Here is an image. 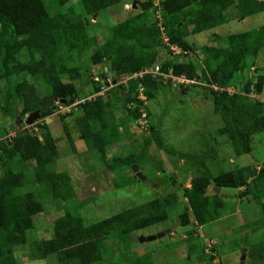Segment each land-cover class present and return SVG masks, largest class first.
<instances>
[{"label":"trees","instance_id":"obj_1","mask_svg":"<svg viewBox=\"0 0 264 264\" xmlns=\"http://www.w3.org/2000/svg\"><path fill=\"white\" fill-rule=\"evenodd\" d=\"M71 1L0 0V82L7 84L2 88V111L12 116L16 124V135L9 140L6 139L9 129L4 125L0 128V264H20L14 251V246L20 244L29 245L38 261L56 254L59 264L99 263L113 253L112 244L126 242L132 232L168 220L169 209L179 202L175 192H158L159 196L150 201L94 222L67 211L55 222L52 238L29 236V230L35 227L34 216L44 210L45 200L67 202L75 197L71 174L55 168L58 150L46 121L54 113L55 97L65 99L67 104L81 98L83 92L76 80L84 76L83 72H89L92 88L85 95L96 96L78 103V108L67 115H77L79 137L89 150L98 152L110 171H115L137 162L134 154H117L109 160L107 146L123 137L136 138L129 122L142 116L145 102L138 97L139 84L144 86L148 101L169 83L161 74H146L97 95L108 76L94 75L92 66L106 61L114 78L120 80L124 75L159 63L163 73L169 71L173 76H185L192 81L180 84L182 91L196 85L208 88L214 111L223 119L217 137H225L236 155L251 153L254 136L264 131V101L250 95L253 90L257 93L264 90V69L254 72L256 79L245 83L244 92L228 89L237 72L248 65V57L256 66L264 46V25L227 36L216 35L217 44L201 47L187 39L190 33L212 30L228 22L231 9L239 20L264 11V0H158V4L155 0H137L141 11L108 27L103 43L89 33L90 22L122 0ZM165 45L170 53L171 46L181 48L184 59L161 60L160 48ZM91 49L90 58L83 62L84 54ZM194 52L201 53L203 64L188 58ZM122 90L129 95L122 96ZM114 96L124 102L122 107L114 102ZM144 107L147 109L146 103ZM37 110L44 114V120L37 125L42 131L39 133L37 129L32 134L20 125L18 117L25 118ZM118 110L122 112L121 119L116 116ZM64 118L65 115L64 128L76 150L70 125ZM121 126L125 127L123 131ZM143 140L147 147L153 141L150 136H144ZM208 155L217 156V152ZM198 169L191 185L184 186L188 208L180 212L181 225L197 223L188 231L189 240L196 233L195 226L223 216L226 207L223 188L242 189V197L252 195L264 213V161L261 167L243 165L218 173L202 162ZM203 255L201 260L205 259ZM151 256L145 253L133 264H155Z\"/></svg>","mask_w":264,"mask_h":264},{"label":"rangeland","instance_id":"obj_2","mask_svg":"<svg viewBox=\"0 0 264 264\" xmlns=\"http://www.w3.org/2000/svg\"><path fill=\"white\" fill-rule=\"evenodd\" d=\"M135 1L136 8L133 7ZM72 2L74 0L70 3ZM141 8L137 0H122L120 4L110 7L100 15H95L90 22L89 33L103 43L107 39L108 27L127 18L130 14L141 11ZM229 13L231 18L228 22L212 30L190 33L187 39L201 47L206 44H217L216 35L227 36L259 29L264 25V11L243 20L238 19L235 10L231 9ZM164 41L168 43V38L165 37ZM160 49L161 60L184 59L179 50L170 53L167 45ZM90 54L92 49L84 54L83 62L88 61ZM188 58L203 64L200 52L198 54L194 52ZM248 60V65L237 72L233 78L228 88L230 91L244 92L245 83L251 78L256 79L254 72L258 73L264 69V46L259 58L256 59V66L250 57ZM91 69L94 75L106 73L109 81L115 80L114 72L106 61L92 66ZM83 73L84 76L76 80V83L83 92L79 99L85 101L86 98L93 97V95H85V91L92 88V81L89 72ZM6 85V82H0V128L4 125L5 118L2 111V88ZM214 87L217 88L216 85ZM106 93L107 91L104 92ZM211 94L208 88L197 85L189 87L185 93L179 83L163 85L158 89L155 97L147 101V109L144 107L145 104L142 105L146 116L142 113L137 121L129 122V129L136 138L123 137L107 146L109 160L117 154L122 156L134 154L137 162L133 164H138L148 179L159 185V188L163 190L162 194L177 193L179 202L169 209L168 220L132 232L126 242L122 240V243L113 242L114 245L111 243L113 253L99 263L93 264H133L145 253H151L155 264H241L245 253L247 256L245 264H264L263 209L254 201L252 195L242 197V189H222L226 200L223 216L207 224L195 226L197 230L196 233L194 232L193 239H188V231L197 223L189 226L178 223L180 212L188 208V201L183 191L184 186L191 185V179L202 162L208 164L212 172L218 173L243 165L257 164L261 167L264 161V131L254 136L253 151L242 155H236L234 147L225 140V137H217L216 132L222 126L223 119L214 111ZM250 95L264 101V90L261 93L253 90ZM113 100L121 107L124 104L119 98ZM54 107L56 110L47 117V122L50 124L58 150L55 168L67 170L71 174L72 193L75 197L74 200L67 202L61 199L45 200L44 210L34 216L35 227L29 230L30 237L52 238L55 222L67 211L81 214L87 222H94L159 196L160 191L154 184L149 185L136 177L132 169L133 164L110 171L98 152L87 148L85 142L79 137L80 132L77 131L75 123L77 115H67L73 109H77L78 104L70 107L57 101ZM147 111L150 112L149 115ZM63 115H65L64 121L70 125L73 140L77 146L76 150L64 128ZM116 116L121 119L122 112L118 110ZM152 127L157 132L155 136ZM124 128L121 126L120 131ZM8 129L7 140L16 135L14 128ZM41 131L42 129H38L39 133ZM144 136H150L153 140L148 147L143 140ZM211 151H216L217 156L208 155ZM174 224L178 225L170 234L152 241H141L142 236L157 234ZM14 251L20 264H59L56 254L49 255L43 261L36 260L29 245H16ZM203 253L205 259L201 260ZM211 255H214V258H211Z\"/></svg>","mask_w":264,"mask_h":264},{"label":"water","instance_id":"obj_3","mask_svg":"<svg viewBox=\"0 0 264 264\" xmlns=\"http://www.w3.org/2000/svg\"><path fill=\"white\" fill-rule=\"evenodd\" d=\"M133 7L136 8L137 7V2L135 1L134 4H133ZM171 81H169L170 83ZM186 89L183 90V93H185ZM122 95H125L124 92H122ZM55 99H57V97H55ZM62 102H66V100H61ZM44 114L40 112V110H37V111H34V112H31L26 119H23L22 117H19V122L20 124H25L27 125V128L31 131V133L33 134L35 132V126L37 124V121L40 120L42 118ZM3 123L5 125V127H9V128H13L14 127V122H13V119H12V116L10 115H6L4 120H3ZM132 169L134 171V173L136 174V176L143 180V181H146L149 185H152L154 184L150 179H148L147 175H145L139 168L138 164H133L132 165ZM155 187H157L159 189V191L161 193H163V190L161 188H159V185L158 184H154ZM216 191H219V189L217 187H214ZM178 223H181V221H178ZM178 224H174L173 226L157 233V234H154V235H150V236H142L141 237V241H152V240H156L158 238H161V237H164L168 234H170L171 232L175 231L176 227H177ZM245 259H246V254H243L242 256V259H241V264H245Z\"/></svg>","mask_w":264,"mask_h":264},{"label":"built area","instance_id":"obj_4","mask_svg":"<svg viewBox=\"0 0 264 264\" xmlns=\"http://www.w3.org/2000/svg\"><path fill=\"white\" fill-rule=\"evenodd\" d=\"M156 1V4H158V0H155ZM172 50L175 52V51H178L179 50V53L182 52L181 48L177 47V46H171ZM146 74H152L153 76H158V75H163L165 78L167 77H171V79L175 82V83H179V84H182V83H191L192 81L190 79H187L185 76H173L171 75L170 73H163L162 70H161V65L159 63L155 64L154 66H151V67H147V68H144V69H141L140 71L138 72H135V73H132V74H127V75H124L122 77V79L120 81H118L117 83H123V84H128L129 81L133 78H142L144 75ZM98 79V78H97ZM114 81H109V78L107 80V85H105V87L102 88V90L97 94V95H102L104 94V92L110 87V86H114L116 85V83L114 84L113 83ZM109 85V86H108ZM96 96V95H95ZM93 96V97H95ZM138 97L142 100H144V102L146 103L147 102V97H146V94L144 92V86L142 84H139V93H138ZM80 100H77L74 104H77L79 103ZM73 104V105H74ZM67 106H72V105H67ZM143 110V108H142ZM143 113L145 114L146 116V113L145 111L143 110Z\"/></svg>","mask_w":264,"mask_h":264},{"label":"clouds","instance_id":"obj_5","mask_svg":"<svg viewBox=\"0 0 264 264\" xmlns=\"http://www.w3.org/2000/svg\"><path fill=\"white\" fill-rule=\"evenodd\" d=\"M165 73L168 74V73H170V72H169V71H166ZM171 75H172V74H171ZM122 77H123V76H122ZM163 77H164V76H163ZM177 77H179V76H177ZM164 78H165V77H164ZM167 78L169 79V81H171L170 83H174V84H175V82L171 79L170 76L167 77ZM117 81H120V80L115 79L113 83H114V84L116 83V85L121 84V83H117ZM105 85H107V83H106ZM116 85H114V86H116ZM108 86H109V85H108ZM114 86H110L106 91H108L109 89H111V88L114 87ZM122 92H124L125 95H122ZM122 92H121V95H122V96H127V95H129V92H127V91H125V90H122ZM93 96H95V95H93ZM91 98H92V97H91ZM62 100H63V99H62ZM77 100H80V102H83L82 99H79V98H78ZM77 100H76V101H77ZM55 101H56V102L59 101V102L62 103L63 105H64V104H65V105H73V104L76 102V101H75V102L72 103V104H67V101H66V102H62L58 97H57V99H55ZM80 102H79V103H80ZM77 104H78V103H77ZM144 104H145V103H144ZM146 104H147V102H146ZM74 105H75V104H74ZM53 110H54V111L56 110L55 107L53 108ZM141 111H142V113H143V110H141ZM29 114H30V113H29ZM29 114H27L26 117L23 118V119H26L27 116H28ZM4 116H6V115H4ZM42 117H44V115H43ZM18 118H19V117H18ZM18 120H19V119H18ZM46 120H47V118H46ZM38 121H39V120H38ZM38 121H37V122H38ZM13 122H14V121H13ZM14 124H15V122H14ZM20 125H21V126H25V128L28 129V128H27V125H25V124H20ZM4 126H5V125H4ZM15 126H16V124H15L14 127H13L14 129H15ZM36 127H37V124H36L35 128H36ZM7 128H9V127H7ZM35 130H36V129H35Z\"/></svg>","mask_w":264,"mask_h":264},{"label":"flooded vegetation","instance_id":"obj_6","mask_svg":"<svg viewBox=\"0 0 264 264\" xmlns=\"http://www.w3.org/2000/svg\"><path fill=\"white\" fill-rule=\"evenodd\" d=\"M54 108V106H53ZM26 117V116H25ZM44 120V117H42L38 122H42ZM47 121V120H46ZM38 122H37V125H38ZM25 127V126H24ZM38 129V126L36 127Z\"/></svg>","mask_w":264,"mask_h":264}]
</instances>
